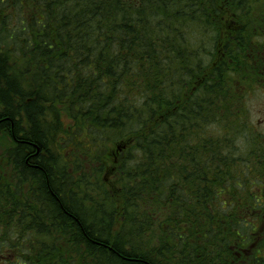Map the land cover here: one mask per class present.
Masks as SVG:
<instances>
[{
  "label": "trees",
  "instance_id": "obj_1",
  "mask_svg": "<svg viewBox=\"0 0 264 264\" xmlns=\"http://www.w3.org/2000/svg\"><path fill=\"white\" fill-rule=\"evenodd\" d=\"M258 5L0 0V257L264 264V138L241 100L264 80Z\"/></svg>",
  "mask_w": 264,
  "mask_h": 264
},
{
  "label": "rangeland",
  "instance_id": "obj_2",
  "mask_svg": "<svg viewBox=\"0 0 264 264\" xmlns=\"http://www.w3.org/2000/svg\"><path fill=\"white\" fill-rule=\"evenodd\" d=\"M263 1V0H262ZM246 11L249 12V10H251L249 7H245ZM254 10L256 11H263L260 13H257L255 15V18H259L257 19V21H248V14H244L243 15V20H242V24H244L243 26H246V33L248 35H250L255 43L252 45V52L255 50L256 53H261L259 54V56H261V59H263L264 57V5H258L253 7ZM236 16L233 14L230 17H227L225 19H222V23H220L221 29L224 31L226 30V27L228 26L227 24H229L230 26H232L233 21L230 22L231 18H235ZM260 18H263L260 19ZM256 60V59H255ZM259 60V59H258ZM264 60H260V61H255L254 62V68L255 71H258L260 69L263 70V77H264ZM259 75L260 74L259 72ZM257 78V77H256ZM259 78H257L258 80ZM256 80V79H255ZM259 87H261L260 89H258ZM254 92L249 93L247 95H245L244 99H241L242 102L245 103L244 107L246 109V119L249 120L250 124L252 125V127L254 126V131L257 134V137L260 139L264 138V80H263V85H260ZM242 95V94H240ZM241 106V105H240ZM242 107V106H241ZM63 124H64V128L67 127L70 123V121H68L66 119L65 116L62 115L61 118ZM51 121V120H49ZM48 123H52V122H48ZM239 145H241V142H238ZM12 145V141L10 140V138L8 137H2V139L0 140V156H5L6 150ZM119 149L117 148V146H111L110 147V152H112V154H118ZM73 158V155L71 156ZM120 157V155L118 154V156H113V159L118 160V158ZM76 160L75 156H74V161ZM102 179L106 184V189L109 191V194L111 196V199H113V201H115L114 203H118L119 206L120 204H122L123 202L121 201L120 195L117 193L118 192V188L115 186H112L115 182L114 176L111 173H107L106 171L102 173ZM11 181H13V179L11 178ZM26 193H28V186H26ZM110 200V199H109ZM51 231V229H50ZM52 232V231H51ZM50 232V233H51ZM30 238V237H29ZM32 239V241H34L36 243V240L34 238H30ZM52 246L51 247H59V249H61V253H62V257L67 260V257L70 255L73 257V255H79L80 253L77 252L78 249H80V247L78 249L74 248L73 246H69L68 244V239L69 237H67L66 239H61V238H57L56 240H54V238H52ZM258 251V249L256 250ZM82 254H84V260L85 261H79V258H75L73 257V262L75 264H99L97 262L96 259L92 260H86V254L81 252ZM257 253V252H256ZM81 254V255H82ZM11 257L13 259H15L16 257L14 256V253H11ZM1 258V257H0ZM10 258V257H8ZM11 258V259H12ZM3 264H7V263H3ZM239 264V263H237ZM242 264V263H241Z\"/></svg>",
  "mask_w": 264,
  "mask_h": 264
},
{
  "label": "flooded vegetation",
  "instance_id": "obj_3",
  "mask_svg": "<svg viewBox=\"0 0 264 264\" xmlns=\"http://www.w3.org/2000/svg\"><path fill=\"white\" fill-rule=\"evenodd\" d=\"M233 25H235V23H233ZM11 256H12L11 254H8L7 256H2L0 258V264H3V263L12 264L13 263V258ZM8 257H10V258H8Z\"/></svg>",
  "mask_w": 264,
  "mask_h": 264
},
{
  "label": "bare ground",
  "instance_id": "obj_4",
  "mask_svg": "<svg viewBox=\"0 0 264 264\" xmlns=\"http://www.w3.org/2000/svg\"><path fill=\"white\" fill-rule=\"evenodd\" d=\"M247 155H248V154H246V156H247ZM240 157H241V156H240ZM242 157H243V156H242ZM247 157H248V156H247ZM240 159H241V158H240ZM240 159H239V160H240ZM242 159H243V158H242ZM246 160H247V159H246ZM246 160H245V161H246ZM243 164H244V163H243Z\"/></svg>",
  "mask_w": 264,
  "mask_h": 264
}]
</instances>
